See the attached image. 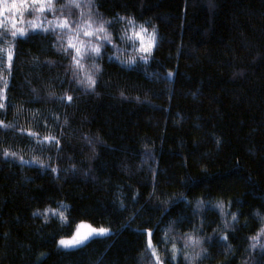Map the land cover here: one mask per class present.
<instances>
[{
  "label": "trees",
  "instance_id": "1",
  "mask_svg": "<svg viewBox=\"0 0 264 264\" xmlns=\"http://www.w3.org/2000/svg\"><path fill=\"white\" fill-rule=\"evenodd\" d=\"M80 2L0 15V264H157L149 233L161 264H264V0ZM89 16L111 44L77 36ZM140 25L147 63L127 38ZM69 36L103 44L81 61L91 89ZM80 223L110 235L59 248Z\"/></svg>",
  "mask_w": 264,
  "mask_h": 264
},
{
  "label": "snow or ice",
  "instance_id": "2",
  "mask_svg": "<svg viewBox=\"0 0 264 264\" xmlns=\"http://www.w3.org/2000/svg\"><path fill=\"white\" fill-rule=\"evenodd\" d=\"M92 3V0H88V4L84 5V6H88ZM36 5H39V7H34ZM65 7H75V8H80L81 2L80 0H68V4L64 5ZM19 8H28V9H32L34 8L35 11L38 12H44L45 10L48 11H52L54 8V0H19V3L17 2V0H12L11 3L8 2V0H0V15H3L4 12L9 11V10H18ZM85 13H81V16H84ZM5 21H7V17L4 18ZM37 20H39L40 18L37 17ZM120 19H124V17H120ZM30 26L33 29L39 28L40 25L30 21ZM49 24L55 25V27L58 28H62V29H69V31H72L69 21L67 19L65 20H60L58 23L56 21H48ZM109 23V22H104L99 24L98 27L93 28V25L95 24V21L91 19V17L89 16L88 19H86L82 25H78V31H77V36H79L80 32H83V35L85 37H95L96 40H102L106 43L111 44L112 43V36L111 34L107 31L105 24ZM128 24H133V21L131 19H128L127 21ZM0 27H3L7 30V24L6 23H0ZM14 30L11 32L12 37L15 39L17 36L23 37L26 35V30L25 29H21V28H15V25H13ZM43 31H49L50 29L48 27H44L42 29ZM54 30V29H52ZM155 30H153L154 33ZM147 29L144 28L143 25L139 26V31L135 32L132 36H128L127 38L129 40L131 39H140L141 40V45L140 47L137 48V51L140 53H143L142 55H140L139 59L144 61L145 63H147V59L148 57L151 55L152 52V48L155 45V41H156V37L154 34L149 35L148 40L149 43L147 46H144L143 43V39L141 37V33H146ZM125 35L127 36V33H125ZM0 39H3V34L0 33ZM9 44H11V42H8ZM80 45L83 46L85 45V41L81 40ZM81 46H77L74 42H73V37L69 36L68 42H67V48L64 49L65 53L68 54V49H72L75 52V55H73L72 57V61H73V65L78 68L81 72H83L84 74V79L83 80H79L77 81L78 83L81 84H85L89 89L93 88L95 86V79L93 78V75L90 74L89 72H85L84 71V64L81 62L84 55H86L87 51H90L92 54H94L95 56H99L101 53V48L103 47V44H93L91 43V41L89 40L87 42V49L86 50H82ZM0 52H5L7 54V61H8V69H9V73L8 75H10V69L12 66V59H13V49L11 46H9L6 49H0ZM136 61L135 59H130L127 61L128 64H134ZM3 65V56L0 55V66ZM93 67L95 68V71H99V66L97 64H94ZM3 80V88H0V99H4V93L7 89V76H3L2 77ZM67 100L70 102L72 100L71 96H67L66 97ZM5 107V105L3 103H0V108ZM10 125H4L2 122H0V127H9ZM28 135L31 136H35L36 134L33 132H28ZM55 140V137L49 136L45 138L44 142H52ZM55 143L58 145L59 141L55 140ZM4 156H15V153H8V152H4L3 153ZM53 171H55V169H53ZM64 206L62 205L61 208H63ZM216 207L220 208L221 211L223 212L224 209V205L223 203L218 204ZM51 212L52 215L56 216L58 215L61 222L62 223H67V217L64 216L63 211H54L52 209H46L44 211V213H33V215H43L45 217V221L47 222V218H48V214ZM232 219L236 220V216L235 214H232ZM82 228H88V234L84 235L83 237L80 236V230ZM108 232L107 229L105 228H94L90 225H84V224H80L77 225L76 227V234L73 235L71 240H60L59 244L62 247L65 248H69V247H76L79 246L81 244H83L84 242H86L92 235H106ZM264 235V228H262L260 230V232L256 235L253 236L252 239L254 241H257L259 236ZM223 239H227V237H223ZM188 240L190 243H195V244H199V241H193L192 237L189 236ZM253 247H255V244L253 245ZM148 248L152 250V254L153 256L157 257V264H161V261L156 253V249L154 247V245L152 244V240H151V233H149V240H148ZM176 249L173 248V253H175ZM174 258V257H173Z\"/></svg>",
  "mask_w": 264,
  "mask_h": 264
},
{
  "label": "rangeland",
  "instance_id": "3",
  "mask_svg": "<svg viewBox=\"0 0 264 264\" xmlns=\"http://www.w3.org/2000/svg\"><path fill=\"white\" fill-rule=\"evenodd\" d=\"M149 35H151V34H150V33H147V32H146V33H141V37H142V39H143L144 46H147L148 43H149V40H148ZM134 41H136L137 44H138L139 47H140V45H141V40H140V39H134ZM142 54H143V53H142ZM80 224L90 225V224H88V223H80ZM80 224H78V225H80ZM90 226H91V225H90ZM88 231H89L88 228H82V229L80 230V236L83 237L84 235H87V234H88ZM75 234H76V230H75V232H74L73 235H75ZM73 235L70 236V237H68V238H63V240H71L72 237H73ZM108 235H110V231H108L106 235H92L91 237H95V236H108ZM91 237H90V238H91ZM90 238H89V239H90ZM89 239H88V240H89ZM61 240H62V239H61ZM88 240H87V241H88ZM87 241H86V242H87ZM86 242H84L83 244H81V245H79V246H76V247L65 248V247L60 246L59 243H58V246H59V248H61V249L70 250V249L79 248V247L83 246Z\"/></svg>",
  "mask_w": 264,
  "mask_h": 264
}]
</instances>
